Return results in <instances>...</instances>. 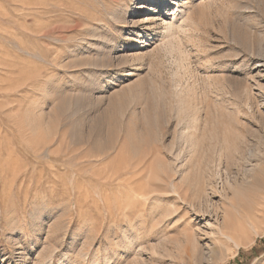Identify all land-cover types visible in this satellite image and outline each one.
Wrapping results in <instances>:
<instances>
[{
	"label": "rangeland",
	"instance_id": "obj_1",
	"mask_svg": "<svg viewBox=\"0 0 264 264\" xmlns=\"http://www.w3.org/2000/svg\"><path fill=\"white\" fill-rule=\"evenodd\" d=\"M262 158L264 0H0V264H264Z\"/></svg>",
	"mask_w": 264,
	"mask_h": 264
},
{
	"label": "bare ground",
	"instance_id": "obj_2",
	"mask_svg": "<svg viewBox=\"0 0 264 264\" xmlns=\"http://www.w3.org/2000/svg\"><path fill=\"white\" fill-rule=\"evenodd\" d=\"M143 20H145V19H143ZM173 29H174V26L171 23L168 24V27L166 28V31H167L166 33L171 34L170 32H172ZM164 32H165V30H164ZM258 161L260 163L256 166L255 170L252 171L251 176H249L250 177L249 183H247L246 185L242 186L239 190H236L234 192L235 193L234 196H238L239 194L243 193V195H242L243 200L241 198L238 200L235 197L236 200L234 199V201H233L234 203L231 202L233 204L232 207H234V209H235L234 211L231 210V209H233L231 207H230V209L225 207L226 210L222 211V212H224L223 213L224 215L222 214L223 220L221 221V224L219 226L214 225V227H213L209 224L211 226V229L213 230V233L210 232V234L211 233L213 234V235L211 234L213 237L211 239H208L207 240L208 245L207 244L205 245V247H206L205 252H207V253H204L203 251L199 252L200 253L199 255L201 256L202 259H204V255H207L208 259L210 258L213 261V259L218 258V256H220L223 253L222 250H224V247L226 248V246H234L237 248V247H240L239 245L240 244L242 245L243 242H245V243L249 242L251 240L250 238L252 235V234L251 235L249 234V231L251 229H253L255 231V226L259 225V223H262V224L264 223V158L259 159ZM136 173L137 172H135V174ZM162 191H164V193L166 192L164 189H153V190L147 192V194H145V195L146 196L147 195L149 196L151 194H155V195L158 194L159 195V194H163ZM191 193H192V191H191ZM189 194H190V192H189ZM225 208H223V209H225ZM214 230H215V233H214ZM255 233H258V232H255ZM187 236H189V235H187ZM191 236H193V235H191ZM200 238H202V237H200ZM185 254L188 255L189 253L186 252ZM179 255H181V254H179ZM187 255L185 256V259L188 258V260H190L189 257H187ZM177 257H178V255H177ZM180 257H178V258L180 259ZM181 259L184 260V258H182V257H181ZM191 260H193V259H191ZM177 262L178 261H176V263ZM180 263H183V262H181V260H180L179 264ZM186 263H187V261H186ZM189 264H191V262Z\"/></svg>",
	"mask_w": 264,
	"mask_h": 264
}]
</instances>
